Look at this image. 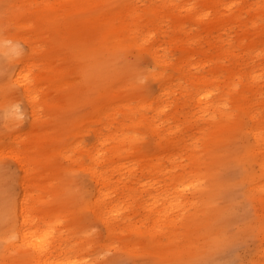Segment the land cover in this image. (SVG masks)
<instances>
[{"label": "rangeland", "instance_id": "1", "mask_svg": "<svg viewBox=\"0 0 264 264\" xmlns=\"http://www.w3.org/2000/svg\"><path fill=\"white\" fill-rule=\"evenodd\" d=\"M0 264H264V0H0Z\"/></svg>", "mask_w": 264, "mask_h": 264}, {"label": "bare ground", "instance_id": "2", "mask_svg": "<svg viewBox=\"0 0 264 264\" xmlns=\"http://www.w3.org/2000/svg\"><path fill=\"white\" fill-rule=\"evenodd\" d=\"M31 74H32L31 68H28L26 70V72L25 71L19 72L17 75H15V78L12 81V84L18 85V86L23 84L25 93L27 95H29L31 88H30V85H28V81H29ZM201 101L202 100L199 99L198 103H201ZM17 159H18V161L21 160V158H18V157H17ZM100 180L103 181V183H101V185H104L107 182V180L103 177H101ZM26 214H27V210L24 206H22L21 210H20V216L22 218V223L20 224V228L18 230V235H20L22 247L25 248L24 250L27 249V251H29V252H30L29 249L33 250L34 252H38V253L46 252L48 250L49 244H47V243L45 245L42 244V240H40L39 238L42 237L43 235H47L49 233L48 232H40V231H38V229H34V230L29 229L27 227V224H31V223L27 221ZM32 226H33V224H32Z\"/></svg>", "mask_w": 264, "mask_h": 264}]
</instances>
